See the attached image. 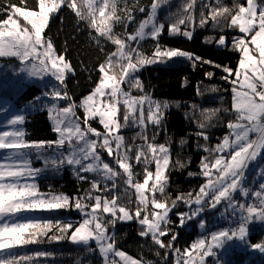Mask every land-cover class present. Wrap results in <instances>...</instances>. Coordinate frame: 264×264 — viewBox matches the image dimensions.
I'll use <instances>...</instances> for the list:
<instances>
[{
    "label": "snow or ice",
    "instance_id": "1",
    "mask_svg": "<svg viewBox=\"0 0 264 264\" xmlns=\"http://www.w3.org/2000/svg\"><path fill=\"white\" fill-rule=\"evenodd\" d=\"M171 4L172 0H151L149 7L140 5L139 0L132 6L128 0H32L30 4L27 0H0V58L18 62L19 72L28 77L57 81L51 91L42 93L52 101L46 110L55 140H26L24 114H13L0 126V150H7L2 157L5 162L0 163V264H40V258L53 253L37 250L29 254L21 249L44 239H68L88 252L98 251L103 264H154L118 247L116 224L128 221L137 223L138 235L156 246L157 257L164 250L160 264H168L170 259L172 264H209V258L214 264H225L218 253L237 241L264 253V240L249 244L246 239L250 224L264 222V165L258 169L261 182L254 188L248 186V169L264 156V0H232L231 5L223 0H182L162 21V5L170 8ZM64 8L74 13L78 28L80 22L85 23L90 39L104 53L95 66V86L79 103L61 87L73 69L45 31ZM137 12L146 16L128 32L136 23ZM197 23L201 28L211 25L220 33L206 37L207 43L224 48L231 44V50L238 54L235 67L159 44L165 27L169 35L191 39L189 29ZM117 26L124 31L117 32ZM227 30L236 33L231 41ZM149 38L156 41L151 56L140 49L141 42ZM102 41L110 42L114 50L105 52ZM174 58L190 61L193 69L197 63L220 69V79L230 85L225 91H230L231 102L230 107L190 106L186 116L195 124L198 140L205 141L197 145L207 154L199 163L204 183L194 192H177L173 197L168 191L167 172L173 166L183 169L187 165L179 154L173 161L171 142L159 143L156 134L149 136L147 131L149 126L159 129L170 105L143 94L136 73L145 65ZM214 77L212 71L205 73L208 80ZM133 90L141 94L134 95ZM219 91L216 85L196 88L198 96ZM40 100L41 96H36L28 106ZM60 102H65L64 106ZM222 113L230 117L224 123L228 132L212 145L207 129L221 121ZM93 122L101 128L94 127ZM129 128L139 129L131 143L123 134ZM185 143L181 139V148ZM33 154L43 159L44 168L32 166ZM65 165L79 180L90 184L83 195L40 193L34 178L48 167L59 171ZM139 166L143 168L142 180L135 171ZM181 204L187 211L176 213L175 227H186L195 220L207 233L184 248L176 245L179 233L173 230L170 218L172 210ZM70 209L79 213L75 223L71 219L29 216L38 210ZM206 210L219 212L228 226L209 231L211 222L201 216ZM53 231L58 234L49 235Z\"/></svg>",
    "mask_w": 264,
    "mask_h": 264
},
{
    "label": "trees",
    "instance_id": "2",
    "mask_svg": "<svg viewBox=\"0 0 264 264\" xmlns=\"http://www.w3.org/2000/svg\"><path fill=\"white\" fill-rule=\"evenodd\" d=\"M15 2V0H14ZM32 0H27L31 3ZM129 6H132L136 0H128ZM225 4L231 5L232 0H223ZM182 3V0H172L171 7L162 5L160 10V19L166 21L167 12H175L176 6ZM214 3V0H213ZM139 4L149 7L151 0H139ZM197 18L199 16V4L196 10ZM146 14L136 13V23L129 26L128 32H132ZM60 17H63L61 21ZM189 30L192 31L191 39L182 35H169L167 27L159 36V44L164 48H176L194 53L206 60L213 61L219 65L236 66L238 54L231 50V44L228 48L217 47L214 43H207L206 37H218V31H213L211 25L208 28L197 26ZM46 35L49 36L58 53H64L67 61L70 63L73 71L67 73L65 83L61 87L66 88L70 96L76 103L87 95L95 86L98 79L95 66L104 58V53L100 51L96 43L90 39L89 29L84 22H80L79 28L74 13L64 8L59 12L55 19L50 21L46 28ZM117 32L124 31L122 27L117 26ZM228 40L236 33L227 30L225 33ZM105 52L114 50V46L110 42L102 41ZM156 46V41L146 39L141 42L140 49L147 56H151ZM20 65L14 60L8 58H0V126L13 114H24L26 122L22 127L25 130V139L29 141L55 140L56 134L52 131V124L47 114V106L52 103L51 100L44 98L42 93L46 90L51 91L52 85L57 81L50 80L42 86L38 84H28L19 72ZM212 71L215 77L212 80L205 78V73ZM223 75L220 69L214 68L212 65H201L197 63L195 69L190 61L183 58H174L166 62H157L145 65L140 68L136 76L141 81L144 89L143 94H147L157 101H167L170 107L165 110L162 123L159 129L152 126L148 128V135L156 134L159 143L171 142L172 159L175 161L177 154L186 163V167L181 169L171 167L167 174L170 178L168 191L174 197L177 192H194L204 183V178L199 175V163L201 156L207 155L201 151L197 145H203L205 141L198 140L195 135L196 126L186 116L191 112L193 103L201 105L205 108H214L228 106L230 107L231 93L225 91L230 85L221 80ZM212 85H216L220 91L217 93L205 92L204 96L196 94V88L207 89ZM126 87V86H125ZM134 95L141 93L133 90ZM36 96H41L40 101H35L33 107L28 106L29 101H34ZM223 97V99H221ZM65 102H60L64 106ZM6 109V111H5ZM78 114L83 116L81 110ZM221 121L216 123L215 127L207 129L210 137L209 143L214 145L222 138L228 129L224 123L230 117L221 114ZM93 126L101 128L98 123L93 122ZM102 130V129H101ZM139 129H125L123 134L131 143V137ZM185 140L186 143L181 148L180 141ZM7 155V150H0V163L5 161L3 156ZM107 159V158H106ZM32 166L34 168H44L43 159H37L36 155H32ZM142 180L143 168L139 166L135 169ZM188 172L196 173L189 176ZM34 182L38 185L40 193H64L71 196L77 194L83 195L84 190L90 187V184L77 178L73 169L67 165L63 166L59 171L48 167L34 178ZM239 198V197H238ZM187 211L182 204L178 205L170 213V218L174 222L173 230L179 233L176 241L177 247L184 248L193 240L200 236L197 228V221L193 220L186 227H175L177 221V212ZM33 219L48 220H65L71 219L74 223L80 219L79 213L75 209L43 211L38 210L29 214ZM223 227L227 226L223 220ZM261 226H264L261 224ZM139 226L134 221L118 222L115 227V236L118 247L135 258L143 257L145 260H152L154 264H160L164 250H160V257L155 254V247L150 239L146 240L138 235ZM55 231L49 235H56ZM167 238H165L166 240ZM251 243H259L264 240V232L249 234ZM95 248L94 245H92ZM48 251L53 256L48 258H40V264H102V258L98 251L88 252L82 246L73 244L68 239L51 240L44 239L43 242L24 246L21 252L31 254L34 251ZM260 256H251L248 253L236 252L228 256L226 264H245V262H253V264H264V253ZM168 264H172L171 259Z\"/></svg>",
    "mask_w": 264,
    "mask_h": 264
},
{
    "label": "rangeland",
    "instance_id": "3",
    "mask_svg": "<svg viewBox=\"0 0 264 264\" xmlns=\"http://www.w3.org/2000/svg\"><path fill=\"white\" fill-rule=\"evenodd\" d=\"M20 74L22 75L23 79L25 81H27L28 84H38V85L42 86L43 84L48 83L50 80H54V78H51V77H44L41 80L39 78L28 77L26 73L20 72ZM106 158H107V156L105 154V159ZM261 165H264V156L260 157L257 161H255L250 166V168L248 169V186L250 188L256 187L261 182V178L258 175V169ZM237 196H239V195L237 194ZM237 199H241V197L239 196V198H237ZM222 211H223V208H221L219 210V212H222ZM219 212L213 213V212H209L206 210L204 213L201 214L202 218H204L206 221L211 222L210 226H209V231L215 230V228H218V227H223L222 224H223V220L225 221V219L219 215ZM128 222H132V221H128ZM225 223L228 226V223L226 221H225ZM197 224H198V222H197ZM261 224H263V222H260V221H254L252 224H250L249 225V234L264 232V226H261ZM197 228H198V231L200 233V236L202 234H207L204 230L200 229L198 226H197ZM249 234L246 237V239H247L249 244H253L249 240ZM92 245H94L96 247V245L94 243ZM233 249H235V252H244V253L250 254L251 256H256V257L260 256L261 257L263 255V253L259 252V250L247 247L245 244L237 241V242H233L232 244H230L227 247V249L220 250V252L218 253L220 258L223 261H225V264L228 261V256L233 253ZM102 264H103V261H102ZM209 264H214L213 258H209ZM238 264H241V263H238ZM245 264H253V262H249V263L245 262Z\"/></svg>",
    "mask_w": 264,
    "mask_h": 264
},
{
    "label": "bare ground",
    "instance_id": "4",
    "mask_svg": "<svg viewBox=\"0 0 264 264\" xmlns=\"http://www.w3.org/2000/svg\"><path fill=\"white\" fill-rule=\"evenodd\" d=\"M237 198H238V196H237Z\"/></svg>",
    "mask_w": 264,
    "mask_h": 264
}]
</instances>
